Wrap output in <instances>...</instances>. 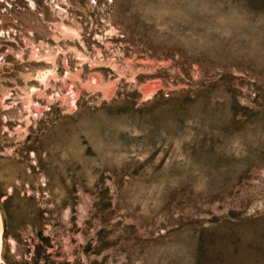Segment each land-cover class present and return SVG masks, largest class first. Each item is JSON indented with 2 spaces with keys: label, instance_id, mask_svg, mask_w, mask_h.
Returning <instances> with one entry per match:
<instances>
[{
  "label": "rangeland",
  "instance_id": "obj_1",
  "mask_svg": "<svg viewBox=\"0 0 264 264\" xmlns=\"http://www.w3.org/2000/svg\"><path fill=\"white\" fill-rule=\"evenodd\" d=\"M1 264H264V0H0Z\"/></svg>",
  "mask_w": 264,
  "mask_h": 264
},
{
  "label": "bare ground",
  "instance_id": "obj_2",
  "mask_svg": "<svg viewBox=\"0 0 264 264\" xmlns=\"http://www.w3.org/2000/svg\"><path fill=\"white\" fill-rule=\"evenodd\" d=\"M2 220H1V215H0V264L3 262V259L1 257V248H2Z\"/></svg>",
  "mask_w": 264,
  "mask_h": 264
}]
</instances>
